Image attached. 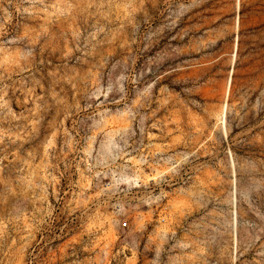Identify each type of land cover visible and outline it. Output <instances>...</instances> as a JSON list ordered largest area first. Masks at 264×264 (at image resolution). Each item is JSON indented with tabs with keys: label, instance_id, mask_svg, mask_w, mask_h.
I'll return each mask as SVG.
<instances>
[{
	"label": "rangeland",
	"instance_id": "374dc122",
	"mask_svg": "<svg viewBox=\"0 0 264 264\" xmlns=\"http://www.w3.org/2000/svg\"><path fill=\"white\" fill-rule=\"evenodd\" d=\"M0 264H264V0H0Z\"/></svg>",
	"mask_w": 264,
	"mask_h": 264
},
{
	"label": "built area",
	"instance_id": "2783aa9c",
	"mask_svg": "<svg viewBox=\"0 0 264 264\" xmlns=\"http://www.w3.org/2000/svg\"><path fill=\"white\" fill-rule=\"evenodd\" d=\"M127 208L125 206H121V204L117 203V207H116V212L119 213V214H124V211L126 210ZM130 227V221H129V218L128 217H125V219L123 221H121L120 223V228L121 229H127Z\"/></svg>",
	"mask_w": 264,
	"mask_h": 264
},
{
	"label": "bare ground",
	"instance_id": "6f19581e",
	"mask_svg": "<svg viewBox=\"0 0 264 264\" xmlns=\"http://www.w3.org/2000/svg\"><path fill=\"white\" fill-rule=\"evenodd\" d=\"M110 145H109V143H104V144L102 143V144H100V151L103 150V149H104V151L105 150H109L110 149ZM126 178L128 180H133L135 183H137V175L136 176H130V175H128V176H126Z\"/></svg>",
	"mask_w": 264,
	"mask_h": 264
}]
</instances>
